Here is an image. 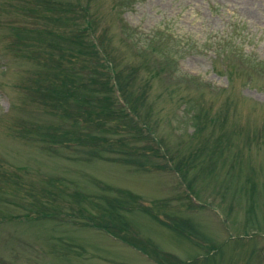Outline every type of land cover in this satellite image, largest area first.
Instances as JSON below:
<instances>
[{
	"label": "rangeland",
	"instance_id": "1",
	"mask_svg": "<svg viewBox=\"0 0 264 264\" xmlns=\"http://www.w3.org/2000/svg\"><path fill=\"white\" fill-rule=\"evenodd\" d=\"M0 264H264V0H0Z\"/></svg>",
	"mask_w": 264,
	"mask_h": 264
},
{
	"label": "trees",
	"instance_id": "2",
	"mask_svg": "<svg viewBox=\"0 0 264 264\" xmlns=\"http://www.w3.org/2000/svg\"><path fill=\"white\" fill-rule=\"evenodd\" d=\"M99 64H100V62H99ZM108 67L111 69V71H113L112 74L110 73V70L108 72H106L107 73V76H108V82H109V77H115V74L116 73H115V70L114 69L112 70V68L110 66H108ZM82 68H84V66ZM79 74H80V72H77L76 73V76L74 75V73H71V74L69 73L67 76H65V74L64 75H61L62 82L65 84V91L64 92H60L59 90L56 91V97L58 96L62 100H64V96H67L70 93L69 89H73L72 91H75L76 92V90H77L76 88H78L79 85L82 86V84H79V82H77L78 81V75ZM85 99L88 100L87 98H85ZM85 102L86 101L82 97L76 100V106L78 107L77 112L79 113L78 115H80V114L82 115V114H85V113L88 112V109H87V105L88 104H84ZM110 107L112 109L114 108L113 106H110ZM96 108L98 109V105L97 104H96ZM75 109H76V107H75ZM66 110L69 111L71 114L74 113V112H76V110H74V109H70V110L69 109H66ZM104 110H105L104 108H101L99 114L96 113V110L91 111L90 113L91 114L92 113H96V115L99 117L103 113ZM122 116L129 117V114L126 113V112H124V111H122ZM82 121H84V120H82ZM96 121L99 123L100 119L97 118L94 122H96ZM77 122H78V125H76V129L80 127L79 121H77ZM88 122H90V123H88ZM88 122H87L88 124H92L91 121H88ZM88 129L90 130V126H88ZM139 130H143V129L139 127ZM90 137L93 140H95V142H96L97 135H93L92 132H91V136Z\"/></svg>",
	"mask_w": 264,
	"mask_h": 264
}]
</instances>
